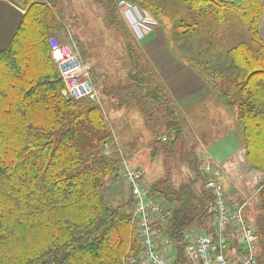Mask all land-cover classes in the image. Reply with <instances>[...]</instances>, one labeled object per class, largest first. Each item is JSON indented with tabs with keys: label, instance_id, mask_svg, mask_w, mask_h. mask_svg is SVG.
<instances>
[{
	"label": "trees",
	"instance_id": "16d2710c",
	"mask_svg": "<svg viewBox=\"0 0 264 264\" xmlns=\"http://www.w3.org/2000/svg\"><path fill=\"white\" fill-rule=\"evenodd\" d=\"M9 1L26 15L11 48L0 55V264H127L141 252L132 222L134 199L123 205L107 196L122 175L117 150L108 155L103 147L115 145V138L107 130L102 106L63 95L65 82L50 44L53 31L62 27L60 6L55 0H24V6ZM100 1L109 26L124 38L132 64L129 82L106 88L105 94L119 108H138L156 133L155 141L161 142L165 133L174 147L188 127L184 112L125 22L118 7L123 0ZM127 1L153 22L167 15L170 19L167 8L180 6L188 18L175 20L176 27L189 37L204 36L208 25L214 32L225 25L224 35L229 34L232 19L246 28L248 37L227 47L220 44L224 35L205 37L207 50L217 53L186 61L236 112L247 159L264 170L263 0ZM223 55L221 63L217 56ZM180 158L196 178L179 187L170 177L151 185L170 206V216L157 219L155 230L179 243L174 264H190L185 234L214 231L209 222L218 216L214 196L204 187L199 192L194 188L193 183L204 180L196 150L185 147ZM260 198L252 224L258 261L264 264V187Z\"/></svg>",
	"mask_w": 264,
	"mask_h": 264
},
{
	"label": "rangeland",
	"instance_id": "374dc122",
	"mask_svg": "<svg viewBox=\"0 0 264 264\" xmlns=\"http://www.w3.org/2000/svg\"><path fill=\"white\" fill-rule=\"evenodd\" d=\"M14 1L21 6H24V0ZM56 1L58 2L61 10L59 11V17L61 19L59 17L58 19L62 27L53 31L52 36L56 35L61 41L76 43L83 60L91 65L92 79L100 94V103L103 110L102 113L106 117L107 130L114 135V140H116L115 145H110V148L113 149V151H115V149L117 150L115 154H118L119 158L122 155V149L128 159L131 160L132 166L144 167L146 164H152L153 169L145 172V179L149 184V181L154 183L157 179L165 177L166 175H171V178L175 181L178 178L179 180L187 181L189 176V171L187 169L188 166L186 164L183 165V173L180 172L178 174L175 169L176 166L179 167V159L177 156L173 155L174 152L172 153V151L175 149V152H179L185 147L191 148L192 142H189V144L187 142V146H185L183 140H181V142L175 145V148L172 147V142H170V140L164 141L162 139L163 141L161 140V142H156V133L152 128L147 126L145 118L138 108L126 107L120 110L118 108L110 109L107 107V102L112 99L105 94V89L113 86L125 85L129 82V76L126 73V69H130L128 65L130 62L125 55L124 46L121 44L122 36L120 32L115 28L108 26V19L106 18L104 4L101 3L100 0H55V2ZM167 9L168 14H170V19L167 15V18L156 22L153 26L154 28L159 27L158 31L160 30L162 35L168 36V45L173 53L179 55L180 58L183 57L184 60L187 61H192L193 56L202 60L204 58H211L215 53H217L211 51L210 49L207 50L208 44H206V38H215L213 35H224L225 32L223 30L225 25L215 27V32L212 30V26L208 25V27L205 26V29L202 31L203 33H206L203 34L204 36L201 37L200 35L189 37L188 34L183 35V29L177 28V24L175 23V20L177 22L179 18H188L187 14L183 13V9L178 5H170ZM143 15L147 16L146 13ZM229 28L231 31L229 34L224 35L226 38L224 37V39L220 41L221 46L227 47L230 43H234L236 40L248 37L246 28L236 19H232V22L229 24ZM197 49L201 52V54L196 52ZM217 60L222 63L225 60L224 55L220 57L217 56ZM64 90L63 95L67 97ZM214 114L221 117L219 113ZM233 115L229 117L225 116L226 118L224 117V119L226 120L224 121L216 119L219 123L212 122L213 126L223 129L222 135L224 136H228L229 131L233 130L234 133L230 134L225 142L231 141L232 143H235L231 140L233 137L236 142L240 139L237 130L238 121L234 118L235 116L237 118L236 112H234ZM198 128H200L201 132L194 129L196 134L202 136L201 134L204 133L206 135L207 133L204 130L209 128V124H203L202 127L198 126ZM202 138L204 139V137ZM210 148V152L213 153L214 147ZM176 154L179 153H175V155ZM111 155H114V153ZM122 181L123 178L107 189V196L110 199L114 198L113 202L118 201L119 204L122 203L125 205L126 201L129 198H132V193L129 185L124 181L123 182L125 184H123ZM255 207L256 206L253 204V200H251L245 206L244 210L245 218H247L248 223L252 226L254 225L249 218L254 216ZM201 233L206 234V232ZM208 234L213 233L210 231ZM158 238L159 244L163 249L165 246V237L158 234ZM240 239V235L236 233L234 234V237L231 238V241H233L232 243L235 244V246H239L241 245ZM170 243L172 247L171 250L174 251L176 245L174 241H170ZM137 258L138 256L131 259L129 258L127 260V264H133L131 260Z\"/></svg>",
	"mask_w": 264,
	"mask_h": 264
},
{
	"label": "built area",
	"instance_id": "2783aa9c",
	"mask_svg": "<svg viewBox=\"0 0 264 264\" xmlns=\"http://www.w3.org/2000/svg\"><path fill=\"white\" fill-rule=\"evenodd\" d=\"M128 22L137 29H153V24L143 10L127 0L119 1ZM141 13V14H139ZM140 15V16H139ZM51 51L65 82L64 93L70 99H90L100 103V94L92 79L91 65L84 61L76 43L61 41L56 35L50 39ZM167 141L168 137H162ZM106 154H112L109 143L104 144ZM119 169L123 181L131 188L134 199L133 225L140 241L141 252L133 264H174L175 250L165 238L162 249L155 223L168 219L170 206L167 201L153 193L141 168L131 165L124 154L120 157ZM199 170L204 176L205 189L214 196V211L218 216V230L213 234H185V253L190 264H259L257 256L256 229L244 214V206H235L229 199L221 181L222 163L206 156ZM226 231L240 235L241 245L235 246L226 236ZM234 245V246H233Z\"/></svg>",
	"mask_w": 264,
	"mask_h": 264
},
{
	"label": "crops",
	"instance_id": "0c3cea01",
	"mask_svg": "<svg viewBox=\"0 0 264 264\" xmlns=\"http://www.w3.org/2000/svg\"><path fill=\"white\" fill-rule=\"evenodd\" d=\"M118 7L121 14L123 15L125 22L130 28V31L137 39L141 48L151 62L152 67L155 69L160 79L167 87L178 107L184 112L186 116L188 127L186 128L183 139H180L179 142L183 140L185 146H187V142L188 144L189 142H192L191 148L196 150L200 162L204 160L206 156L210 155L213 159L222 163L223 174L221 181L225 187L229 199L235 206H244L245 208V206L251 200H253V204H255V206L257 207L261 199V190L264 187V170L253 166L251 162L248 161L246 149H244L245 145L240 134L239 127L237 130L240 139H238V141L236 142L233 137V139L231 140L235 143H232L231 141L225 142V140L228 138V136H230V134L234 133L233 130L229 131L228 136H224L222 135L223 129L212 125V122L219 123L216 119H221L223 121L226 120L224 119V117L233 115L234 111L230 110L223 104V102L219 99L218 95L213 91L211 86L197 73L195 69L190 66L189 62L184 60L183 57L182 59L179 55L173 53L168 45V36L162 35L160 33V30L158 31L159 27L153 29L151 28L150 30L137 29L136 27L130 25V23L128 22L126 16L123 13V7ZM261 36L264 39V16L261 22ZM121 44L124 46L123 48L125 50V55L130 61L126 43L123 37L121 40ZM128 65L130 69H126V73L129 76L132 64L128 63ZM112 100H109L107 102L108 108H118L120 110L123 109L116 106V100L114 98ZM214 113H219L221 117H218L217 114ZM234 118L235 120H237L236 116ZM203 124H209V128L204 130L207 133L206 135L203 133L201 134L202 136H200L199 134H196L194 129L200 131V128H198V126L202 127ZM165 135L166 134L164 133L161 136L164 137ZM202 137H204L205 140ZM210 147H214L213 153L210 152ZM173 148H175V146ZM173 152V155L177 156L179 159V167L176 166L175 170L178 174L180 172L183 173L184 170H182V168L183 165L186 164L188 166L187 169L189 171V176L187 178V181L179 180V178L175 181L171 178V175H166L165 177H170L172 185L175 187H179L184 183L193 182L196 178L195 172L187 162L181 160L180 151L175 152L174 149ZM121 153L125 155L122 149ZM175 153L179 154L175 155ZM139 168H141V170L143 169L142 172L145 176V172L153 169V165L146 164V166L144 165V167ZM201 175L204 179L203 174ZM162 178L157 180H161ZM149 182L151 185L153 184V182ZM203 184V180L202 182L199 181L193 183L194 188L198 192L201 191L202 187H204ZM258 213L259 211L255 210L254 216L252 215L253 217L249 218L253 224H255ZM217 218H215L216 222H214L215 220L213 221L212 219L209 222V225L214 226V231H212L211 233H215L218 230L219 221ZM192 233L202 234L194 231ZM226 236L231 241V238L234 237V234L233 232L226 231Z\"/></svg>",
	"mask_w": 264,
	"mask_h": 264
},
{
	"label": "water",
	"instance_id": "95a60500",
	"mask_svg": "<svg viewBox=\"0 0 264 264\" xmlns=\"http://www.w3.org/2000/svg\"><path fill=\"white\" fill-rule=\"evenodd\" d=\"M25 11L9 0H0V55L11 48L25 20ZM176 243L175 253H178Z\"/></svg>",
	"mask_w": 264,
	"mask_h": 264
},
{
	"label": "bare ground",
	"instance_id": "6f19581e",
	"mask_svg": "<svg viewBox=\"0 0 264 264\" xmlns=\"http://www.w3.org/2000/svg\"><path fill=\"white\" fill-rule=\"evenodd\" d=\"M101 105V104H100Z\"/></svg>",
	"mask_w": 264,
	"mask_h": 264
}]
</instances>
